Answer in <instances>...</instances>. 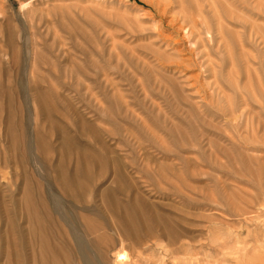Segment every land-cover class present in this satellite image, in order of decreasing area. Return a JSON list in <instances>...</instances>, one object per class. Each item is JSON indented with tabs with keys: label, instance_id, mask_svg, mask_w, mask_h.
Wrapping results in <instances>:
<instances>
[{
	"label": "rangeland",
	"instance_id": "374dc122",
	"mask_svg": "<svg viewBox=\"0 0 264 264\" xmlns=\"http://www.w3.org/2000/svg\"><path fill=\"white\" fill-rule=\"evenodd\" d=\"M115 263L264 264V0H0V264Z\"/></svg>",
	"mask_w": 264,
	"mask_h": 264
},
{
	"label": "bare ground",
	"instance_id": "6f19581e",
	"mask_svg": "<svg viewBox=\"0 0 264 264\" xmlns=\"http://www.w3.org/2000/svg\"><path fill=\"white\" fill-rule=\"evenodd\" d=\"M10 141H11V140H10ZM38 151H39V150H38ZM123 211H124V210H123ZM128 213H129V212H128ZM130 213H131V212H130ZM130 213H129V214H130ZM136 213H137V211H136ZM126 214H127V211H126ZM136 215H138V213H137ZM124 218H125V216H124ZM126 219H127V218H126ZM132 220H133V219H132ZM128 225H129V224H128ZM124 229H125V228H124ZM125 230H126V229H125ZM126 231H127V230H126ZM123 233H124V232H123ZM134 233H135V232H134ZM97 234H98V233H97ZM127 234H128V232H127ZM121 235H122V234H121ZM124 235H125V234H124ZM128 235H129V234H128ZM135 236H136V235H135ZM130 239H131V237H130ZM122 247H123V246H122ZM61 253H62V252H61ZM118 254H119V253H118ZM116 256H119V255H116ZM119 257H121L122 260H123V258H124V261H125V259H126V258H125L126 256L123 255V254H121ZM117 258H118V257H117ZM118 259H119V258H118ZM121 259H120V260H121ZM122 260H121V261H122ZM126 260H127V259H126ZM124 261H123V262H124ZM125 262H126V261H125ZM115 264H116V263H115Z\"/></svg>",
	"mask_w": 264,
	"mask_h": 264
}]
</instances>
